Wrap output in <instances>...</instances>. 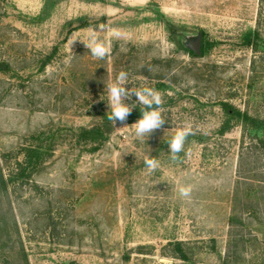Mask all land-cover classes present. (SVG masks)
I'll list each match as a JSON object with an SVG mask.
<instances>
[{"label": "rangeland", "instance_id": "obj_1", "mask_svg": "<svg viewBox=\"0 0 264 264\" xmlns=\"http://www.w3.org/2000/svg\"><path fill=\"white\" fill-rule=\"evenodd\" d=\"M99 25L105 59L69 48ZM121 70L162 94L145 141L139 105L108 118ZM22 148L36 168L9 181ZM0 170V264H264V0H0Z\"/></svg>", "mask_w": 264, "mask_h": 264}, {"label": "clouds", "instance_id": "obj_2", "mask_svg": "<svg viewBox=\"0 0 264 264\" xmlns=\"http://www.w3.org/2000/svg\"><path fill=\"white\" fill-rule=\"evenodd\" d=\"M98 27L99 30L93 27L83 37L74 32L67 41L69 48L71 49V45L78 38L90 50L93 57L100 60L105 59L109 54V48L106 46L105 40L97 35L98 32L105 30V26L99 25ZM118 35V32L113 33V37ZM129 83L132 85L130 88L125 86ZM105 89H107V101L110 110L108 118L114 125L117 122L123 124L130 115L132 108L139 105L142 115L137 122L132 124L136 139L145 141L155 130L163 128L165 118L160 110L163 97L159 90L150 86L139 87L134 85L129 73L125 70L119 71L113 80L105 82ZM133 96L136 97V100L132 104L125 102L126 100H131ZM191 134H193V130L188 123L179 125L176 131L170 134L166 142L168 144L169 158L172 161L180 159L179 154L185 151V142ZM144 165L149 173H154L161 167L160 161L152 155L144 157ZM192 190V185L190 184L180 185L178 188L179 195L182 198H189Z\"/></svg>", "mask_w": 264, "mask_h": 264}, {"label": "trees", "instance_id": "obj_3", "mask_svg": "<svg viewBox=\"0 0 264 264\" xmlns=\"http://www.w3.org/2000/svg\"><path fill=\"white\" fill-rule=\"evenodd\" d=\"M189 51L192 52L191 50ZM204 51H205V45L201 44L200 54L202 55ZM222 109L225 111V113L238 116L241 118V120L245 122L250 120V116L246 112H240L236 110L233 106H230L226 103H222ZM92 131L93 130H88L83 128L81 130L83 135H87ZM21 150L24 152L23 159L21 161L16 162L15 168H13V170L10 171L9 179H8L9 181L12 180V177L13 178H18L19 176L23 177L24 172L27 171L32 172L36 168L35 163H37L38 161L36 158L37 151L34 148H22ZM0 187H1L0 189L2 190L7 189V179L5 178V175L2 173L1 170H0ZM175 246L177 247L178 251H180V257L183 259L186 258L185 254L181 253L182 251L181 243L176 242Z\"/></svg>", "mask_w": 264, "mask_h": 264}, {"label": "water", "instance_id": "obj_4", "mask_svg": "<svg viewBox=\"0 0 264 264\" xmlns=\"http://www.w3.org/2000/svg\"><path fill=\"white\" fill-rule=\"evenodd\" d=\"M192 50L195 54L200 53V48H201V35L197 36L195 41L191 44Z\"/></svg>", "mask_w": 264, "mask_h": 264}]
</instances>
